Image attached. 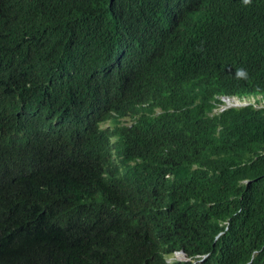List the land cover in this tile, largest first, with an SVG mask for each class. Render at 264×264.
Segmentation results:
<instances>
[{
    "label": "trees",
    "instance_id": "obj_1",
    "mask_svg": "<svg viewBox=\"0 0 264 264\" xmlns=\"http://www.w3.org/2000/svg\"><path fill=\"white\" fill-rule=\"evenodd\" d=\"M110 1L0 0V264H159V249L136 229L143 198L158 196L159 182L138 188L107 182L102 144L89 132H68L90 127L124 95L137 103L154 93L168 110L156 131L177 128L182 118L166 159L186 166L179 171L184 183L193 172L197 180L200 172L214 180L169 226L175 245L193 253L209 249L228 221L220 238L228 263L238 264L253 248L264 258V108L207 115L226 82L242 80L238 69L264 83V0L219 1V10L203 0H116L111 8ZM178 1L210 43L165 63L154 34L182 12L173 8ZM116 18L120 24H111ZM118 51L127 63L115 69ZM250 54L255 59L246 65ZM11 89L21 91L13 98ZM37 89L53 104H34ZM25 101L31 111L55 114L59 129L24 115ZM216 129L228 168L212 164L204 174L201 167L214 155L193 157L201 137ZM239 159L246 164L236 175ZM241 174L251 181L239 186Z\"/></svg>",
    "mask_w": 264,
    "mask_h": 264
},
{
    "label": "clouds",
    "instance_id": "obj_2",
    "mask_svg": "<svg viewBox=\"0 0 264 264\" xmlns=\"http://www.w3.org/2000/svg\"><path fill=\"white\" fill-rule=\"evenodd\" d=\"M115 1H110V8ZM219 1L236 4L235 0H203V3L210 9L219 10L214 6V3ZM58 3L62 6V3ZM243 3L250 5L252 0H243ZM173 8L182 11L184 5L178 1ZM120 20L121 18H116L111 24H120ZM154 35L158 36L159 53L165 63H176L187 52L196 49L199 45L210 43L208 36L199 33L197 17L188 15L186 11L180 12L170 25ZM56 49L53 47L51 54ZM254 59L255 56L250 54L246 65H249ZM112 63L115 69H119L127 62L118 51L113 57ZM143 66L147 71L155 74V66L144 62ZM234 74L235 77L242 78V80L237 83L226 82L227 90L213 96L210 102L215 107L207 113L209 117L219 116L225 111L249 105L255 109L264 108V94L256 92L264 89V83L246 79L247 71L245 69H238ZM55 78L61 83L58 77ZM163 78L173 81L166 76ZM179 88L186 92L183 87ZM128 89H132V87L128 85ZM11 90L13 98L21 91L20 89ZM205 94L207 95V92ZM87 96L94 97V93L89 92ZM31 98L33 103L39 106L53 104L55 100L54 97L41 89H37ZM161 98L163 97L159 93H154L143 101L130 103L125 100L124 95L115 102L109 113L94 119L90 127L76 125L71 127L68 132L75 136L89 132L95 142L102 144L100 153L104 156L105 161L103 170L111 176L102 174L103 177L110 179L107 182L115 180L120 188H138L143 182H148L151 179L159 182L160 194L152 198H143L144 207L136 222L139 235L146 243L159 249V264H229L227 252L220 244V238L227 230L228 221H223L220 224L223 229L216 232L209 249L193 253L190 249L175 245L176 235L169 229V226L172 222L177 221L179 213L190 208L195 197L200 196V188L214 183V180L211 177H204L201 172L197 180L195 172H193L191 180L184 183L179 171L186 166L169 162L166 159V153L172 147L171 137L175 136L181 128L182 118L181 124L177 128L164 133L156 131L155 122L161 116L168 114L165 105L160 106L157 102V99ZM23 113L24 115L33 114L36 119L42 120L48 128L59 129L55 114L31 111L27 108L26 101ZM218 130L201 137L202 150L198 156L193 157L200 159L208 153L214 155V160L211 163L201 167L204 174L208 173L207 170L212 164H216V166L224 164L228 168V162L218 150L216 139ZM245 164L244 159H239L234 164L236 175L242 171L241 167ZM250 181L245 174H241L237 178L239 186ZM259 255L260 250L253 248L248 254L241 257L238 264H264V258Z\"/></svg>",
    "mask_w": 264,
    "mask_h": 264
},
{
    "label": "rangeland",
    "instance_id": "obj_3",
    "mask_svg": "<svg viewBox=\"0 0 264 264\" xmlns=\"http://www.w3.org/2000/svg\"><path fill=\"white\" fill-rule=\"evenodd\" d=\"M170 264H172V263H170Z\"/></svg>",
    "mask_w": 264,
    "mask_h": 264
}]
</instances>
